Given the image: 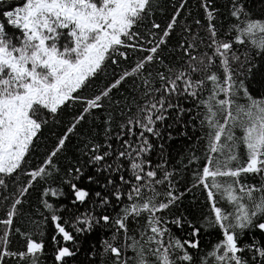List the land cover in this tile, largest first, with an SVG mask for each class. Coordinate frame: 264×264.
Listing matches in <instances>:
<instances>
[{
  "label": "snow or ice",
  "instance_id": "6c2138e0",
  "mask_svg": "<svg viewBox=\"0 0 264 264\" xmlns=\"http://www.w3.org/2000/svg\"><path fill=\"white\" fill-rule=\"evenodd\" d=\"M189 3L0 0V264H264V0Z\"/></svg>",
  "mask_w": 264,
  "mask_h": 264
},
{
  "label": "trees",
  "instance_id": "16d2710c",
  "mask_svg": "<svg viewBox=\"0 0 264 264\" xmlns=\"http://www.w3.org/2000/svg\"><path fill=\"white\" fill-rule=\"evenodd\" d=\"M217 3L221 6V8L223 9V5L225 3V0H217ZM195 4H196V0H190L189 3V7L192 8L193 12L195 13ZM177 147H182L181 145H177Z\"/></svg>",
  "mask_w": 264,
  "mask_h": 264
}]
</instances>
